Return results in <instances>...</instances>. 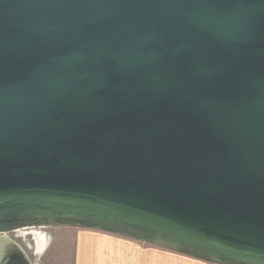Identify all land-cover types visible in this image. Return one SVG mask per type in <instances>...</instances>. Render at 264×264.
Returning <instances> with one entry per match:
<instances>
[{
    "label": "water",
    "instance_id": "water-1",
    "mask_svg": "<svg viewBox=\"0 0 264 264\" xmlns=\"http://www.w3.org/2000/svg\"><path fill=\"white\" fill-rule=\"evenodd\" d=\"M31 227L264 264V0H0V234Z\"/></svg>",
    "mask_w": 264,
    "mask_h": 264
},
{
    "label": "rangeland",
    "instance_id": "rangeland-1",
    "mask_svg": "<svg viewBox=\"0 0 264 264\" xmlns=\"http://www.w3.org/2000/svg\"><path fill=\"white\" fill-rule=\"evenodd\" d=\"M35 233L46 238L42 250ZM8 236L25 249L34 264H208L117 235L81 228H35Z\"/></svg>",
    "mask_w": 264,
    "mask_h": 264
},
{
    "label": "flooded vegetation",
    "instance_id": "flooded-vegetation-1",
    "mask_svg": "<svg viewBox=\"0 0 264 264\" xmlns=\"http://www.w3.org/2000/svg\"><path fill=\"white\" fill-rule=\"evenodd\" d=\"M35 228H48V227H31V228H23V229H18V230L11 231V232L18 234V233H21V231H25V230H27V229H35ZM11 232H9V233H11ZM9 233H3V234H0V237H6V238H9V239L13 240L11 237L8 236ZM13 241H15V240H13ZM15 242H16V241H15ZM16 243H17V242H16ZM17 244L21 247V245H20L19 243H17ZM21 248H22V249L24 250V252L27 254V252L25 251V249H24L23 247H21ZM27 256H28V258H29L31 264H34V263H33V260L29 257L28 254H27Z\"/></svg>",
    "mask_w": 264,
    "mask_h": 264
},
{
    "label": "bare ground",
    "instance_id": "bare-ground-1",
    "mask_svg": "<svg viewBox=\"0 0 264 264\" xmlns=\"http://www.w3.org/2000/svg\"><path fill=\"white\" fill-rule=\"evenodd\" d=\"M34 236H35L39 250H42L46 244V238L44 234L42 235L41 233H35Z\"/></svg>",
    "mask_w": 264,
    "mask_h": 264
}]
</instances>
